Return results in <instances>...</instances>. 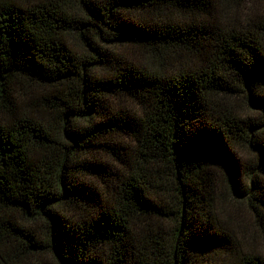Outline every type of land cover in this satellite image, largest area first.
Returning <instances> with one entry per match:
<instances>
[{"label": "trees", "instance_id": "obj_1", "mask_svg": "<svg viewBox=\"0 0 264 264\" xmlns=\"http://www.w3.org/2000/svg\"><path fill=\"white\" fill-rule=\"evenodd\" d=\"M221 182L264 214V4L0 0V264H264Z\"/></svg>", "mask_w": 264, "mask_h": 264}, {"label": "rangeland", "instance_id": "obj_2", "mask_svg": "<svg viewBox=\"0 0 264 264\" xmlns=\"http://www.w3.org/2000/svg\"><path fill=\"white\" fill-rule=\"evenodd\" d=\"M255 1L261 6L264 4L263 0ZM218 197L221 209L224 210L225 217L229 219L234 235L243 243L260 247L264 252V214L256 215L245 199L237 198L234 193H230L224 182L218 186ZM46 256L52 259L50 253Z\"/></svg>", "mask_w": 264, "mask_h": 264}]
</instances>
